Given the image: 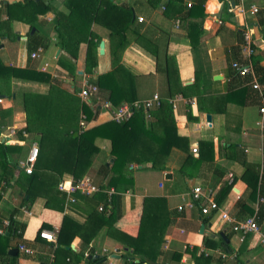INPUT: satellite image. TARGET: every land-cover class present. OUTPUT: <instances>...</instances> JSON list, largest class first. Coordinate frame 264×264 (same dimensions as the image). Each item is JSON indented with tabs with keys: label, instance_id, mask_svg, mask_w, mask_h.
<instances>
[{
	"label": "crops",
	"instance_id": "obj_1",
	"mask_svg": "<svg viewBox=\"0 0 264 264\" xmlns=\"http://www.w3.org/2000/svg\"><path fill=\"white\" fill-rule=\"evenodd\" d=\"M53 1L55 6H60L63 2ZM111 1L129 7L135 19L136 32L130 37L131 43L121 57L123 67L135 78V105L142 104L154 95H158L160 101H167L172 109L177 134L188 140L190 153L195 147L198 153L200 152V142H212L214 163L212 167L191 169L192 178L185 177L179 172L185 154L172 150L164 172L153 170L148 165L130 167L132 183L124 192L119 193L114 187H109L115 191L113 197L116 196L118 205L116 216L98 231L89 247L83 248L81 239L75 236L69 248L58 250L60 246L57 239L64 218L82 225L93 210L101 212L98 209L104 206V202L99 204V195L95 194L92 197L75 195L74 203H66V195L61 193L65 197L60 210L56 208L60 203L55 200L54 194L50 195L48 200L53 206L51 208L46 205L45 197H38L31 202H28L27 198H21V193H17L18 189L14 184L18 179L25 183L29 175L22 166L30 146L34 143L39 146L35 134L23 132L26 115L21 96L25 93L46 95L50 85L18 78H1L0 111L4 109L8 113L3 115L4 118H1L0 113V143L15 148L16 153L10 157L17 162L18 167L12 170L13 180L8 185L4 184L0 174V235L4 233L8 236L6 227L10 219L20 225L23 232L22 240L10 237L6 251L4 245L0 244V251H5V256H0V264H87L84 255L89 258L90 252L93 257L101 259L97 264H125L123 252L117 248L119 244L107 236L106 231L109 227H114L128 236L137 237L143 203L147 198L164 199L170 221L162 245L163 255L157 259V264H194L187 252L194 247L210 256L211 264H264V249L260 237L250 235L241 243L239 235L232 232L222 221L218 211L207 216L201 215L199 207L206 206V202H201L191 210H177L190 200V194L196 187L212 191L216 201L223 186H230L223 201L218 205L221 211L236 220L255 216L257 205L249 198L250 189L243 178H247L246 164H262L264 160V131L261 129L258 105L253 103L241 107L245 86L239 85V89L232 93L229 89L230 79L234 74L232 63L244 61L242 31L245 29L251 31L252 55L260 60L259 66L263 68L256 77L259 85L264 87V0H236L237 4L233 3L234 7L231 9L232 16L222 22L219 17L222 2L234 0H206L204 15L199 20L201 33L194 48L188 38V27L189 23L196 21L187 20V14L193 10L197 0ZM18 2L21 1L0 0V23L5 33V36L0 38V61L4 66L29 68L46 73L65 89L75 91L77 97L86 79L94 83L98 76L111 70L109 34L104 27L98 24L88 27L75 14L71 16L69 23L77 32L82 36L92 33L93 42L98 45V53L96 67L92 73H86L88 46L86 43L80 44L77 59L73 61L75 76H69L57 64L59 58L70 59V56L56 45L52 31L54 14L40 16L36 29H31L29 24L20 20L22 14L19 11L10 10L11 19H8L4 8H1L3 3ZM188 4H191L190 8ZM251 7L258 9L255 15H251ZM138 19L143 21L140 23ZM35 30L38 35L49 38L50 44L40 52L38 58L32 59L31 54L40 49L29 47V37ZM101 42H104L103 55L99 52ZM216 76L220 77V80H214ZM196 78L198 86H195ZM240 89L241 92H238ZM79 99L84 102L80 97ZM169 100L174 101L173 105ZM84 103L96 107L100 112L96 119L89 123L85 124L80 120L77 131L82 125L93 128L110 121L115 111L108 103V93L99 89ZM206 115L211 117V123L206 122ZM150 120L151 117H148V121ZM72 128L64 126L59 128L57 133L59 136L70 135L76 131ZM109 151L110 141H97L93 168L86 175L99 188L95 182L96 168L106 162ZM71 178L75 179L64 173L58 184ZM43 226L47 228L41 229ZM201 226H204L202 233ZM259 228L264 235V223L259 225ZM40 231L54 232L55 242L49 243L40 237L37 238ZM205 239H211L215 243L224 239L228 252L220 248H205ZM20 246L31 250L32 254L21 252ZM13 248L18 249L15 257L8 255V251ZM69 249L70 255L66 253ZM76 254H83V258L77 261ZM222 254L226 257L222 258ZM115 256L120 258L115 259Z\"/></svg>",
	"mask_w": 264,
	"mask_h": 264
},
{
	"label": "trees",
	"instance_id": "obj_2",
	"mask_svg": "<svg viewBox=\"0 0 264 264\" xmlns=\"http://www.w3.org/2000/svg\"><path fill=\"white\" fill-rule=\"evenodd\" d=\"M53 2V0H30L13 4L3 3L1 8H4L8 19H11L10 10L19 11L22 14L20 20L29 24L31 29H36L40 16L53 13L52 31L55 34L56 45L70 56V59L59 58L57 64L69 76L73 77L75 76L73 61L77 59L80 44L86 43L88 46L86 73H92L96 67L98 45L93 42L91 32L82 36L76 31V28L69 23L71 16L75 14L88 27L92 24L104 27L109 34L111 70L98 76L94 83H90V81L88 83L107 92L108 103L115 110L122 104L134 106L137 100L135 78L121 64L123 51L130 45V37L136 32L135 19H133L131 9L123 4H114L111 0H63L60 6H55ZM205 2L206 0H197L195 6L192 7L193 10L191 9L187 14V20L196 21L189 23L188 27V38L192 48L196 46L200 37L199 20L204 15ZM236 2V0L222 2L223 6L219 14L221 22L229 20L232 16L231 9L234 4H237ZM4 36L5 33L2 31L0 23V38ZM28 43L30 49L45 50L50 44V39L38 35L35 30L29 37ZM153 54L157 57L155 52ZM259 61L256 56L252 55L251 63L258 75L263 71V68L259 66ZM1 78L8 80L18 78L50 85L49 93L46 95L25 93L21 96L26 115V126L23 132L33 133L39 140V155L32 174L28 176L25 183H21L18 179L14 184L18 189L17 193H21V198L23 200L27 198L28 202L38 197H45L46 205L51 208L53 206L48 203V200L50 195L54 194L55 200L58 201V204L60 203V206H56V208L61 210L65 196L57 191L58 181L64 173L77 180L86 176L93 168L96 144L99 140L110 141V151L106 162L96 168L95 182L102 190L114 187L119 193L124 192L132 183V170H130L132 166L148 165L153 170L164 172L172 150H179L185 154V160L179 169V172L185 177L192 178L191 169L198 170L202 166L212 167L214 163L212 142H200V152L196 155L197 157H193L189 151L188 140L177 134L172 109L167 101L161 100L158 107L150 110L142 107L134 109L132 117L125 122L118 123L110 120L93 128L82 125L77 131L80 120L85 124L89 123L96 119L100 110L81 102L75 91L71 92L65 89L46 73L29 68L6 67L0 61ZM230 82V93L237 91L239 85L245 86V90L242 92L244 100L241 107L253 103L260 106V97L250 86V78H242L234 73ZM169 86H171L170 83ZM195 86H198L197 78ZM238 92H241V89ZM227 102L226 100L225 104ZM0 113L1 118H4L3 115H6L8 111L3 109ZM148 117H151L150 121H148ZM64 126H71L76 131L70 135L59 136L57 130ZM14 149L6 143H0V174L6 185L12 182V170L18 167L17 162L10 157L16 153ZM245 176L247 178L243 179L250 189L249 198L257 205L254 217L259 226L264 223V203L261 202L264 200V160L262 164H246ZM229 187L223 186V189L220 190V197L216 199L217 205L221 204ZM98 195L99 204L105 202V194L101 192ZM115 198L116 196L109 204L104 205L103 211L93 210L82 225L69 218H64L57 239V244L60 247L57 249L69 248L71 240L75 236L81 239L83 248L89 247L98 231L116 216L118 205ZM248 212L253 215L251 210ZM9 221V225L6 227L8 236L4 233L0 235V244L4 245L5 251L8 248L10 237L22 240L23 229L21 226L15 224L11 219ZM169 226L170 221L166 213L165 200L147 198L143 203L137 237L128 236L114 227H109L106 234L119 244L117 248L123 252L122 257L125 259V264H157V259L163 255L162 245ZM43 228L47 227L43 226L41 229ZM203 245L211 250L217 248L225 252L229 250L224 239H219L216 243L211 239H205ZM5 251H0V256L3 254L5 256ZM187 252L194 264H211L210 256L200 251L199 248L194 247ZM66 253L70 255L71 250L69 249ZM82 255H75L77 261L83 258ZM92 255L90 252L89 258L84 259L87 264L100 262L101 259H92Z\"/></svg>",
	"mask_w": 264,
	"mask_h": 264
},
{
	"label": "built area",
	"instance_id": "obj_3",
	"mask_svg": "<svg viewBox=\"0 0 264 264\" xmlns=\"http://www.w3.org/2000/svg\"><path fill=\"white\" fill-rule=\"evenodd\" d=\"M22 2H27L30 0H20ZM189 8L191 7V4L187 5ZM258 12V9L256 7L250 8L251 15H255ZM138 21L141 23L143 20L138 19ZM221 23V22H219ZM243 35V46L242 51L244 53V61L243 62H233L231 65V68L235 74H237L239 77L242 78H250V86L254 91H256L260 97V106H259V117H260V123H261V129L264 131V87L259 85L256 77L255 70L253 69L252 63H251V57H252V50L250 48L251 43V31L250 29H245L242 31ZM40 52H42L41 49H38L36 52L31 54V58L35 59L38 58ZM98 91L97 87L94 85H90L87 81V79L84 81L83 86L79 92V97L82 101L87 102L89 98L95 94ZM0 102L2 100L0 99ZM174 101L169 100V103L173 105ZM160 104V98L158 95H154L151 99L145 100L142 104H134V106H128V105H122L118 107L114 113L111 116V120L115 122H125L128 119L132 117L134 109H139L140 107L150 110L155 107H158ZM191 153L193 155H197L198 149L197 147L193 148L191 150ZM39 155V146L37 143H34L30 146L28 155L26 157V160L23 164V168L26 174L31 175L33 172V168L35 166V163L37 161ZM58 191L60 193H63L66 195L65 202L66 203H74L75 195H82L87 197H92L95 194H99L103 192L105 194V202L104 205L109 204L112 200L113 195H115V191L112 188L108 189H101L97 187L93 181L90 179V177H83L81 179H73L70 180H62L58 184ZM206 202V206L199 207L200 213L202 216H207L211 212L218 211L220 213L222 221L228 225V227L231 229L232 232L236 233L240 237V242H244V240L248 236H259L261 240V246L264 249V235L261 234L260 228L258 224L256 223L255 217H250L245 220H236L233 217H231L228 213L221 211L220 207L217 205L216 201L213 199V193L210 190L202 189L201 187H196L192 190L190 194V200L186 203H183V205L179 206L177 210L179 212H182L183 210H191L196 208L201 202ZM262 203H264V200H261ZM104 206L99 207V211H103ZM39 237L49 243L55 242V233L54 232H47L42 231L39 233ZM19 250L27 255H31L32 251L25 248L24 246H20ZM85 258H87V255H84ZM222 258L226 257L225 255H221ZM112 264V263H108Z\"/></svg>",
	"mask_w": 264,
	"mask_h": 264
},
{
	"label": "water",
	"instance_id": "obj_4",
	"mask_svg": "<svg viewBox=\"0 0 264 264\" xmlns=\"http://www.w3.org/2000/svg\"><path fill=\"white\" fill-rule=\"evenodd\" d=\"M99 52L101 55L104 54V42L100 43ZM214 80H220V77L216 76V77H214ZM205 119H206L207 123H211V117L209 115H206ZM111 162H112V160L110 161V163ZM168 177H170V176H168ZM203 230H204V226H201L200 233H202ZM221 236H223V235H221ZM17 254H18V249L13 248V249H10L8 251V255H10V256L15 257V256H17ZM119 258H120L119 256H115V259H119ZM92 259H97V256H94ZM136 262H138V261H136Z\"/></svg>",
	"mask_w": 264,
	"mask_h": 264
}]
</instances>
